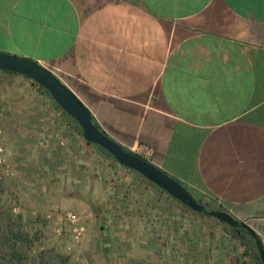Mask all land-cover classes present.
Listing matches in <instances>:
<instances>
[{
  "label": "crops",
  "instance_id": "crops-1",
  "mask_svg": "<svg viewBox=\"0 0 264 264\" xmlns=\"http://www.w3.org/2000/svg\"><path fill=\"white\" fill-rule=\"evenodd\" d=\"M0 52L58 75L111 139L264 252V0H0ZM116 166L62 190L86 214L85 262L257 264L227 226Z\"/></svg>",
  "mask_w": 264,
  "mask_h": 264
},
{
  "label": "rangeland",
  "instance_id": "rangeland-1",
  "mask_svg": "<svg viewBox=\"0 0 264 264\" xmlns=\"http://www.w3.org/2000/svg\"><path fill=\"white\" fill-rule=\"evenodd\" d=\"M53 75L60 81L58 75ZM3 101L10 110L5 120L0 119L1 158L4 161L0 167V180L13 191V212H27L33 221L28 230L37 232L40 237L32 247L31 258L36 264L42 251H46L49 261L51 256L60 254L68 257L70 264H89L81 252L82 246L87 245V242L83 244L88 234L86 214L80 211L81 205L74 198L63 196L62 190L70 184L71 176L76 182L69 186L75 188L81 186L79 181L83 173L85 178L90 173L105 179V174L113 171L111 166H121L95 145L77 146L75 136L82 137L71 129V118L29 79L0 72V105ZM66 213L79 216L84 224L85 235L78 245H74L69 237L68 223L64 220ZM198 215L203 221L212 220L226 227L204 213ZM60 227L63 233L58 236L56 229ZM96 232L95 238L99 239L101 234ZM106 240L114 242L113 236L102 242ZM99 247L102 246L95 245L96 254L100 253Z\"/></svg>",
  "mask_w": 264,
  "mask_h": 264
},
{
  "label": "water",
  "instance_id": "water-1",
  "mask_svg": "<svg viewBox=\"0 0 264 264\" xmlns=\"http://www.w3.org/2000/svg\"><path fill=\"white\" fill-rule=\"evenodd\" d=\"M0 71L21 75L42 87L54 103L75 120L86 143L104 149L119 166L136 172L188 209L197 213L203 211V206L198 204L179 182L134 153L125 151L117 142L100 132L93 124L87 108L46 68L30 59L0 52ZM206 214L233 229L239 228V222L222 211H206ZM249 235L254 241L261 263L264 264L260 240L253 233Z\"/></svg>",
  "mask_w": 264,
  "mask_h": 264
},
{
  "label": "trees",
  "instance_id": "trees-1",
  "mask_svg": "<svg viewBox=\"0 0 264 264\" xmlns=\"http://www.w3.org/2000/svg\"><path fill=\"white\" fill-rule=\"evenodd\" d=\"M4 73L13 74L9 72H4ZM33 84L37 86L40 92L48 95L49 98H51L50 95L42 87H40L34 82ZM2 104L3 105H0V119L5 120L6 116L9 115L10 108L9 106H7V103L5 101H3ZM91 118L95 127L100 132L106 135V133L102 131L101 128L97 125L94 118L92 116ZM71 120L73 122V126L71 127V129L82 137V132L80 127L73 118H71ZM88 145H92V144H88ZM98 148L102 150L108 157H110L114 161V159L104 149L100 147ZM124 150L128 151L126 149ZM13 197H14L13 191L10 190L9 187L5 185L3 181L0 180V264H27V263L35 264L30 254L32 247L38 242L40 237L38 236L37 232H32L28 230L27 227H30L33 221L27 212L26 213L23 211H20L19 213L13 212V207H14ZM180 204L182 205L181 202ZM206 211H212V209H209L208 207L203 205V211L200 213H204L205 215H207ZM192 212L198 215L197 212L194 211ZM227 227L229 228L230 234L233 237L239 239L240 243L243 246H245L247 250L251 249L253 251L257 264H261L254 241L249 235V233H253V232L246 226L242 225L241 223H239V228L237 230L229 226ZM46 255H47L46 251H42V253L39 255L40 256V258L38 259L39 261L36 264H70L69 258L63 255L57 254L54 255L55 257H52L50 255L51 261L47 259Z\"/></svg>",
  "mask_w": 264,
  "mask_h": 264
},
{
  "label": "built area",
  "instance_id": "built-area-1",
  "mask_svg": "<svg viewBox=\"0 0 264 264\" xmlns=\"http://www.w3.org/2000/svg\"><path fill=\"white\" fill-rule=\"evenodd\" d=\"M2 152L3 149L0 147V167L4 164L2 160ZM64 220L68 223V232L70 234L71 240L74 245L80 244L84 235H85V227L81 220V218L72 213H66ZM63 233V230L60 228L56 229V234L59 236Z\"/></svg>",
  "mask_w": 264,
  "mask_h": 264
}]
</instances>
